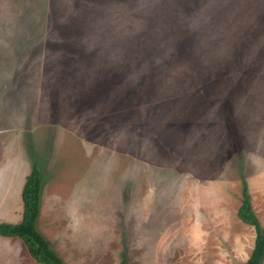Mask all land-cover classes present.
Listing matches in <instances>:
<instances>
[{
    "label": "rangeland",
    "instance_id": "rangeland-1",
    "mask_svg": "<svg viewBox=\"0 0 264 264\" xmlns=\"http://www.w3.org/2000/svg\"><path fill=\"white\" fill-rule=\"evenodd\" d=\"M35 163L65 264H246L264 0H0V206L20 210ZM13 247L0 264H39Z\"/></svg>",
    "mask_w": 264,
    "mask_h": 264
},
{
    "label": "trees",
    "instance_id": "trees-1",
    "mask_svg": "<svg viewBox=\"0 0 264 264\" xmlns=\"http://www.w3.org/2000/svg\"><path fill=\"white\" fill-rule=\"evenodd\" d=\"M42 183L41 172L35 163L31 173L26 177L22 191L24 205L22 222L19 224L0 223V236L21 239L29 254L39 264H65L53 249L50 241L37 230ZM238 217L243 223L253 227L256 232L254 249L246 264H263L264 231L253 209L247 186L243 189V201L238 210ZM122 264H126V258L123 259Z\"/></svg>",
    "mask_w": 264,
    "mask_h": 264
},
{
    "label": "crops",
    "instance_id": "crops-1",
    "mask_svg": "<svg viewBox=\"0 0 264 264\" xmlns=\"http://www.w3.org/2000/svg\"><path fill=\"white\" fill-rule=\"evenodd\" d=\"M28 175H26V177ZM24 180H25L24 181V184H25L26 178ZM23 187H24V185L22 186V191H23ZM21 197H22V193H21ZM9 204H8V206L3 205V204L0 206V223H9V224H19V223H21L22 222L21 213H22V219H23V212H24L23 200H22V207L20 206V210L17 209L15 206H12V204H10V205ZM0 240H1V242H3V244L7 245V247H5L4 249H0V256L1 257H2V253L1 252H8L7 254L10 255V256H11V253H13L12 257H10V258H12L14 261H16L15 254H14V252H12L15 248L13 247L11 249L12 244L16 245L18 247V250L21 249L20 246H23V249L27 250L25 244L24 243H20L21 239H19V238H7V237L0 236ZM27 254L31 257V255L29 254L28 251H27Z\"/></svg>",
    "mask_w": 264,
    "mask_h": 264
}]
</instances>
